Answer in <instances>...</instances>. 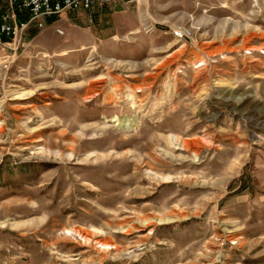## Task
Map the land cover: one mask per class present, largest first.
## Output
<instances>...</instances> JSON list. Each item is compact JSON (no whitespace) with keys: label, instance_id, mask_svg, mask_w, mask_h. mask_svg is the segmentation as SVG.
Wrapping results in <instances>:
<instances>
[{"label":"rangeland","instance_id":"obj_1","mask_svg":"<svg viewBox=\"0 0 264 264\" xmlns=\"http://www.w3.org/2000/svg\"><path fill=\"white\" fill-rule=\"evenodd\" d=\"M127 1L0 50V264H264V0Z\"/></svg>","mask_w":264,"mask_h":264},{"label":"built area","instance_id":"obj_2","mask_svg":"<svg viewBox=\"0 0 264 264\" xmlns=\"http://www.w3.org/2000/svg\"><path fill=\"white\" fill-rule=\"evenodd\" d=\"M118 0H7V8L1 13L0 50H15L22 33L32 25L45 28V20L52 16H59L66 12L91 11L96 6H103ZM136 0H128L134 3ZM93 22V19H90ZM175 39L185 40L191 36V31L177 28L172 31ZM9 52V51H8ZM10 52L3 59L9 61ZM8 68V65H4Z\"/></svg>","mask_w":264,"mask_h":264},{"label":"crops","instance_id":"obj_3","mask_svg":"<svg viewBox=\"0 0 264 264\" xmlns=\"http://www.w3.org/2000/svg\"><path fill=\"white\" fill-rule=\"evenodd\" d=\"M107 5H109V4H105V5H103V6H96L93 10H91V11H87V12H85V11H79V12H71V11H69V12H66V13H64V14H62V15H59V16H52V17H50V18H58V19H61V18H63V16L67 15L68 13H80V16H81V17L87 18L88 22L91 23V22H90V19H93V18H92L93 14H96V13L100 12V11H101L104 7H106ZM50 18H48V19H50ZM89 18H90V19H89ZM92 23H93V22H92ZM92 23H91V24H92ZM32 26L37 27V25H32Z\"/></svg>","mask_w":264,"mask_h":264},{"label":"bare ground","instance_id":"obj_4","mask_svg":"<svg viewBox=\"0 0 264 264\" xmlns=\"http://www.w3.org/2000/svg\"><path fill=\"white\" fill-rule=\"evenodd\" d=\"M59 33H63V32L60 31ZM167 179L170 181V178H167ZM169 181L167 182V184L170 183ZM102 247L105 248V249H108V250L111 249V247L108 246V245H103Z\"/></svg>","mask_w":264,"mask_h":264},{"label":"trees","instance_id":"obj_5","mask_svg":"<svg viewBox=\"0 0 264 264\" xmlns=\"http://www.w3.org/2000/svg\"><path fill=\"white\" fill-rule=\"evenodd\" d=\"M2 4H3V0H0V7H2ZM1 13L2 12H0V17H1ZM0 24H1V18H0Z\"/></svg>","mask_w":264,"mask_h":264}]
</instances>
